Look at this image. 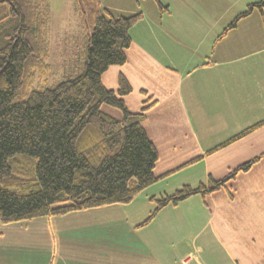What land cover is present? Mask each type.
Listing matches in <instances>:
<instances>
[{
  "label": "crops",
  "instance_id": "1",
  "mask_svg": "<svg viewBox=\"0 0 264 264\" xmlns=\"http://www.w3.org/2000/svg\"><path fill=\"white\" fill-rule=\"evenodd\" d=\"M177 3L186 6L171 0L161 15L119 9L114 16L140 12L142 19L130 29L126 62L101 77L114 90L119 74L128 80L130 112L154 101L142 126L158 154L156 181L129 203L34 218L32 227L0 222V264H264V13L253 11L216 40L203 17L173 14ZM195 34L208 43L199 55L187 49ZM101 110L121 118L114 107ZM258 156L224 187L165 206L138 225L154 207L151 196L207 187Z\"/></svg>",
  "mask_w": 264,
  "mask_h": 264
},
{
  "label": "trees",
  "instance_id": "2",
  "mask_svg": "<svg viewBox=\"0 0 264 264\" xmlns=\"http://www.w3.org/2000/svg\"><path fill=\"white\" fill-rule=\"evenodd\" d=\"M154 2L160 13L168 12V6L160 0ZM72 10L83 36V59L74 61L49 85L48 0H0L2 223L129 203L156 181L153 168L158 154L142 126L145 112L154 101L144 100L138 112H130L123 101L132 90L128 80L119 74L114 90L106 88L101 79L110 67L126 62L130 29L142 14L114 16L100 0H73ZM253 11L263 16L264 0L247 4L216 40ZM37 74L41 83H36ZM103 104L118 109L121 118L104 113ZM262 122L212 150L242 137ZM258 159L239 164L207 187L183 185L170 194L151 196L154 207L138 225L147 224L165 206L224 187Z\"/></svg>",
  "mask_w": 264,
  "mask_h": 264
},
{
  "label": "rangeland",
  "instance_id": "3",
  "mask_svg": "<svg viewBox=\"0 0 264 264\" xmlns=\"http://www.w3.org/2000/svg\"><path fill=\"white\" fill-rule=\"evenodd\" d=\"M101 6L109 7L113 15H116L119 9L131 11L132 9H143L149 15L151 9H158L154 0H100ZM180 1V0H175ZM186 6L177 3L174 7L175 13L183 16L203 17L204 25L211 28V33L220 34L218 25L226 26L239 12L246 8V5L257 0H221L220 2H210V0H183ZM50 6L49 19V53L47 62L51 69L47 77V83H55L74 61L81 57L83 59L82 41L83 36L79 32V20L73 13V0H48ZM164 6H168L171 0H160ZM161 15L160 11L158 10ZM164 13V12H163ZM126 15V14H121ZM195 25H193L194 27ZM208 28V30H209ZM197 30V28H196ZM195 31V30H194ZM198 32V30H197ZM196 33V31H195ZM206 41V40H204ZM208 46V43H202L201 39L195 35L187 40V49L190 54L199 55ZM41 83V76L36 75V83ZM58 215H49L42 218L47 222V217H57ZM39 217H35L37 219ZM34 218L22 220L29 223L32 227L36 224Z\"/></svg>",
  "mask_w": 264,
  "mask_h": 264
}]
</instances>
